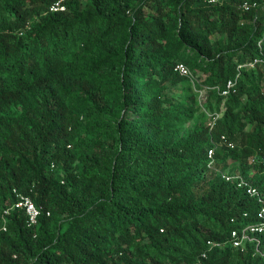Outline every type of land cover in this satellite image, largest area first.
Here are the masks:
<instances>
[{
    "label": "trees",
    "instance_id": "16d2710c",
    "mask_svg": "<svg viewBox=\"0 0 264 264\" xmlns=\"http://www.w3.org/2000/svg\"><path fill=\"white\" fill-rule=\"evenodd\" d=\"M57 1L0 0V264H264V0Z\"/></svg>",
    "mask_w": 264,
    "mask_h": 264
},
{
    "label": "built area",
    "instance_id": "2783aa9c",
    "mask_svg": "<svg viewBox=\"0 0 264 264\" xmlns=\"http://www.w3.org/2000/svg\"><path fill=\"white\" fill-rule=\"evenodd\" d=\"M65 0H58L53 4L52 10L59 11L65 10L66 6L64 5ZM259 4L257 2H249L245 1L241 4V8L243 10H250L254 7H257ZM177 70L180 71L182 75L191 76V71L185 64L181 63L177 66ZM232 82L230 81L228 87L232 86ZM227 91H224L226 93ZM223 138H225L223 136ZM230 146H234L233 143H230ZM215 156V148H211L209 150V158L214 161ZM222 176L228 181H237L238 185L242 188H245L246 192L257 202L256 216L257 222H249L247 223L245 220L249 218L250 213L245 211L242 214V218L233 217L231 221L234 224H237L231 231V241L233 245L237 248H245L247 243L249 242H259L262 236H264V192H262L259 188L253 186L247 179L242 177L241 175H231L227 174L225 171L217 169ZM14 192L17 196V202L15 204L16 208L23 209L25 211L27 217V224L29 226H36L39 222V217L43 213V207L38 206L32 197L28 194H25L17 189H14ZM10 209L5 210V213H9ZM47 215H50V211H47ZM240 222V224H239ZM3 229L6 230V224H4ZM220 242L208 241L209 248H213L215 246H219ZM259 250V247H257Z\"/></svg>",
    "mask_w": 264,
    "mask_h": 264
},
{
    "label": "rangeland",
    "instance_id": "374dc122",
    "mask_svg": "<svg viewBox=\"0 0 264 264\" xmlns=\"http://www.w3.org/2000/svg\"><path fill=\"white\" fill-rule=\"evenodd\" d=\"M191 74H193V73H191ZM191 78H193L192 77V75H191ZM201 94H203L202 92H199V96H201ZM83 130H85L86 129V127L87 126H90V123H89V121H87V120H83ZM194 127V123L193 122H191L189 125H187L186 126V130H188V129H190V127ZM77 159H78V162H80V151H78V157H77ZM240 170H241V168H240V163H238V162H235V163H231L229 166H228V168H226V170H225V172L228 174H231V175H240Z\"/></svg>",
    "mask_w": 264,
    "mask_h": 264
}]
</instances>
